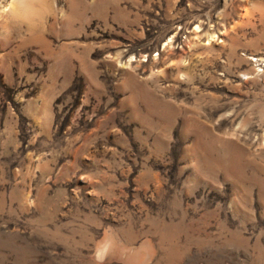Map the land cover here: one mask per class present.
Listing matches in <instances>:
<instances>
[{"label":"rangeland","instance_id":"374dc122","mask_svg":"<svg viewBox=\"0 0 264 264\" xmlns=\"http://www.w3.org/2000/svg\"><path fill=\"white\" fill-rule=\"evenodd\" d=\"M12 1L0 264H264V0Z\"/></svg>","mask_w":264,"mask_h":264},{"label":"bare ground","instance_id":"6f19581e","mask_svg":"<svg viewBox=\"0 0 264 264\" xmlns=\"http://www.w3.org/2000/svg\"><path fill=\"white\" fill-rule=\"evenodd\" d=\"M80 7V6H79ZM9 8H12L13 10V12H15V14H18V16H22V17H25L26 18V16H27V13H28V11H27V9H26V7H25V2H24V0H13L12 1V3H10V6H9ZM88 8V7H87ZM29 9V8H28ZM83 10H84V8H83ZM87 12V11H86ZM32 13V12H31ZM34 13V12H33ZM30 15H28V17H29ZM79 16V15H78ZM212 36V35H211ZM213 37V36H212ZM172 47V46H171ZM170 47V48H171ZM111 244H108V242H107V244L105 245V246H103L102 248H99L98 249V257H99V259H103L104 257L106 258V256H105V254H106V252H107V250H108V246H110ZM97 257V258H98Z\"/></svg>","mask_w":264,"mask_h":264}]
</instances>
